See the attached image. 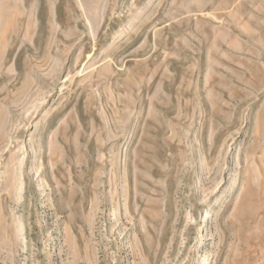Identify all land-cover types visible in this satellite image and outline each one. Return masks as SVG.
Returning a JSON list of instances; mask_svg holds the SVG:
<instances>
[{"label":"rangeland","instance_id":"rangeland-1","mask_svg":"<svg viewBox=\"0 0 264 264\" xmlns=\"http://www.w3.org/2000/svg\"><path fill=\"white\" fill-rule=\"evenodd\" d=\"M0 264H264V0H0Z\"/></svg>","mask_w":264,"mask_h":264}]
</instances>
